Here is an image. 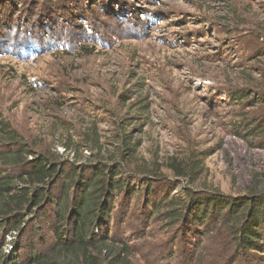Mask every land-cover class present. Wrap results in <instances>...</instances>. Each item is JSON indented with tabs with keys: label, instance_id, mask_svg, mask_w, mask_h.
Returning a JSON list of instances; mask_svg holds the SVG:
<instances>
[{
	"label": "trees",
	"instance_id": "obj_1",
	"mask_svg": "<svg viewBox=\"0 0 264 264\" xmlns=\"http://www.w3.org/2000/svg\"><path fill=\"white\" fill-rule=\"evenodd\" d=\"M133 1L0 0V57H88L174 25L175 12L161 8L167 0ZM226 12L220 29L196 18L218 45L181 67L211 79L196 103L212 124L264 147V0H238ZM115 58L101 75L57 64L21 75L27 93L48 89L35 107L47 117L39 124L15 116L17 76L0 78V264H264V185L230 195L207 184L214 146L177 120L193 100L161 74L134 70L131 56ZM153 80L170 90L160 97L165 117L153 107ZM156 123L175 137L171 150L152 139Z\"/></svg>",
	"mask_w": 264,
	"mask_h": 264
},
{
	"label": "rangeland",
	"instance_id": "obj_2",
	"mask_svg": "<svg viewBox=\"0 0 264 264\" xmlns=\"http://www.w3.org/2000/svg\"><path fill=\"white\" fill-rule=\"evenodd\" d=\"M167 1V4H162L161 8L164 11L175 12L172 14V19L167 21L168 23H174L173 26H167L166 24L162 28H154V35L150 33V37L146 39L122 38V42L115 43L116 48L113 49L114 51L111 49L109 51L96 49L88 57L76 55L69 58H57L49 53L31 61H16L0 57V78L3 79L11 75L17 76L15 78L10 77V92L14 95V100L18 102V109L15 113L16 118L21 119L24 116L23 122L29 125L34 122L39 124L42 120H47V117L37 113L39 108L35 107L37 103H41L43 98L47 96L45 92L48 89L38 91L37 95L27 93L21 84V75H43L47 72L49 73L48 70L51 66L55 69L57 65L61 67L62 65H67L70 68L77 67L78 69L71 71L74 72L72 74L77 76H81V74L85 76L90 72L91 76H95V74L101 75L105 71L109 72L116 68L117 63H114L116 62V55L119 53L126 54L131 56V59L138 64V67L134 70L149 73V75L161 74L164 83L169 85L168 87L171 91L180 90L184 93L181 95L182 99L193 100L187 104V107L191 108L190 111L187 110L188 112L186 111L185 114L180 115L177 120L180 124L190 122L191 134L193 136L199 135L204 146H214L212 153L205 160V182L207 184H211V186L217 187L222 192L230 195H235L243 191L247 186L254 184L263 186L264 147L250 146L240 137L226 131L221 124H212V120L203 115L204 110L201 108L199 110L196 103V101L203 99L207 94V86L211 84V79L209 77H194L189 74L188 70L181 67L186 60H189L194 55L209 54L216 50L218 45V37H215L214 33H199L198 28L203 24L196 18L200 16L206 20L204 22L208 27L214 25L215 28L220 29L226 24V19H224L227 16L226 10L232 6L233 2H238V0ZM133 3L139 4L141 2L136 0ZM172 28H174L173 31L170 30ZM192 32H197L199 39H193L187 43H166L167 45H160L161 43L155 37L157 34L175 37ZM81 86L91 92H97L94 87H86L84 84ZM187 86H189V89ZM149 90L154 93L155 104L153 107L157 117H165L167 112L164 111L165 104L162 103L160 97L164 94L168 95L170 90H164L163 85L160 82H154V80L150 81ZM151 136L153 140L159 142L161 150L163 148L171 150L176 142L171 130L159 128L157 123L151 131ZM149 142L151 141L149 140Z\"/></svg>",
	"mask_w": 264,
	"mask_h": 264
}]
</instances>
